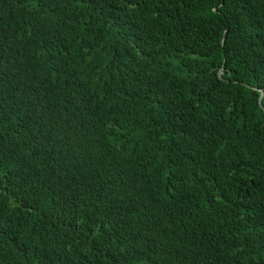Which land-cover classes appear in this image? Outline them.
<instances>
[{
    "label": "trees",
    "instance_id": "16d2710c",
    "mask_svg": "<svg viewBox=\"0 0 264 264\" xmlns=\"http://www.w3.org/2000/svg\"><path fill=\"white\" fill-rule=\"evenodd\" d=\"M0 264H264V0H0Z\"/></svg>",
    "mask_w": 264,
    "mask_h": 264
}]
</instances>
